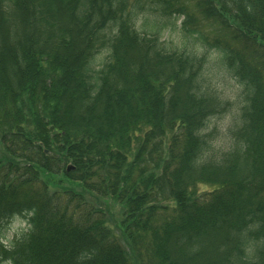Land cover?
Masks as SVG:
<instances>
[{"label":"trees","instance_id":"trees-1","mask_svg":"<svg viewBox=\"0 0 264 264\" xmlns=\"http://www.w3.org/2000/svg\"><path fill=\"white\" fill-rule=\"evenodd\" d=\"M0 264H264V0H0Z\"/></svg>","mask_w":264,"mask_h":264},{"label":"rangeland","instance_id":"rangeland-1","mask_svg":"<svg viewBox=\"0 0 264 264\" xmlns=\"http://www.w3.org/2000/svg\"><path fill=\"white\" fill-rule=\"evenodd\" d=\"M134 1V0H132ZM173 24V30H171L172 25L168 24V21L166 18H162L159 14L156 12H147L146 15L138 22V31L142 34L147 33V34H152L154 33V29L156 28H164L166 27L164 31V36H162V40H169L172 45L167 46L169 49L172 51L177 50L179 52H184L189 55H194L191 54V49H197V46L195 44L190 43V42H185V40L182 38V35L177 31L179 29V26L181 24V20H177L175 22H172ZM175 27L174 29V25ZM140 25V26H139ZM169 27V28H168ZM177 28V29H176ZM205 54V53H204ZM202 55L200 53L199 55L204 56V59L206 57V70L204 71L203 76L205 75L206 78L209 81H212L213 85L215 88L218 90L220 94L224 96V98L229 101L230 103L235 104V110L239 106L236 105L239 101V96L241 94V90L239 86L236 84V82L233 80V78L228 75L224 70L223 67L221 66V62L219 61L218 57L214 54L208 57V55ZM224 116L223 119H215L213 120L211 124V129L214 131L215 129L218 130L220 134V139L218 140V146L219 147H225L226 142L229 141L227 134L228 130L230 128L232 116ZM222 141V142H221ZM69 168H72L69 170ZM75 168L70 165L67 168V172L70 173L74 170ZM204 190V188H203ZM202 190V191H203ZM112 207L116 208L115 213H114V219L115 221L119 220V207L115 205H111ZM113 220V219H112ZM109 221V219H108ZM116 227V226H115ZM28 228V221L25 219L24 216L18 217L16 220L11 222L5 229L4 235V242L5 244L9 245L11 242H13L16 237L22 232L23 230H26ZM117 231V228H115L114 232ZM131 257L134 255L131 253ZM133 255V256H132Z\"/></svg>","mask_w":264,"mask_h":264},{"label":"water","instance_id":"water-1","mask_svg":"<svg viewBox=\"0 0 264 264\" xmlns=\"http://www.w3.org/2000/svg\"><path fill=\"white\" fill-rule=\"evenodd\" d=\"M72 168H69V170H71Z\"/></svg>","mask_w":264,"mask_h":264}]
</instances>
